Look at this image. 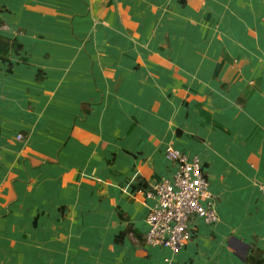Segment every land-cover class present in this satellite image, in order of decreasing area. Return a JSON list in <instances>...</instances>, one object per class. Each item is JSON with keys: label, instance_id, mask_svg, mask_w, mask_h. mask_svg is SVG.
<instances>
[{"label": "crops", "instance_id": "0c3cea01", "mask_svg": "<svg viewBox=\"0 0 264 264\" xmlns=\"http://www.w3.org/2000/svg\"><path fill=\"white\" fill-rule=\"evenodd\" d=\"M0 35V264L264 257V0H0ZM168 145L218 215L176 254L145 242Z\"/></svg>", "mask_w": 264, "mask_h": 264}, {"label": "built area", "instance_id": "2783aa9c", "mask_svg": "<svg viewBox=\"0 0 264 264\" xmlns=\"http://www.w3.org/2000/svg\"><path fill=\"white\" fill-rule=\"evenodd\" d=\"M16 138L21 139L22 135ZM165 157L175 163L176 170L171 178H163L144 192L145 197L154 200L145 217L148 225L145 242L167 247L176 254L190 237L192 218L215 223L218 215L198 158L188 159L172 145L166 147Z\"/></svg>", "mask_w": 264, "mask_h": 264}, {"label": "trees", "instance_id": "16d2710c", "mask_svg": "<svg viewBox=\"0 0 264 264\" xmlns=\"http://www.w3.org/2000/svg\"><path fill=\"white\" fill-rule=\"evenodd\" d=\"M21 48L20 43L16 40H11L7 37L0 35V59L2 61L6 60L8 54L11 50L14 52H19ZM142 182L138 186L134 187L135 189L141 187ZM247 264H264V257L261 256L260 252L251 251L250 254L246 257Z\"/></svg>", "mask_w": 264, "mask_h": 264}]
</instances>
